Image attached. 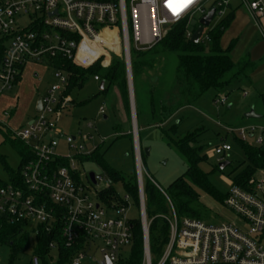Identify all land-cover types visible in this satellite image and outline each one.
Masks as SVG:
<instances>
[{
  "label": "built area",
  "instance_id": "2783aa9c",
  "mask_svg": "<svg viewBox=\"0 0 264 264\" xmlns=\"http://www.w3.org/2000/svg\"><path fill=\"white\" fill-rule=\"evenodd\" d=\"M231 1L192 0L185 7L186 0H0V45L4 47L0 63V99L15 89L28 65L42 64L54 58L88 69L104 58L103 65L107 68L111 55L120 57L126 64L130 88L132 48L149 50L166 37L169 27L184 20L194 24L198 16L200 21L211 10H215L213 21L222 19L227 15ZM240 1L264 33L260 26L264 19V0ZM208 3L212 4L209 10L206 9ZM192 35L189 31L188 38ZM201 41H208L207 33L204 32ZM95 49L98 55L94 57ZM81 51L82 61L79 60ZM56 78L58 84L52 85L40 97L41 111L36 112L25 127L7 128L13 138L28 148L31 158L22 165L20 187L9 183L0 188V231L6 224H23L26 231H35L33 234L37 235L39 226L50 232L53 224L62 220L66 246H82L69 264L93 259L97 241L104 244L99 250L102 254L99 264H115L120 260L119 251L133 243L134 221L127 217L132 199L126 194L124 199L119 197V205L103 202L99 194L113 186L112 180L95 174L94 184L90 174L78 169L79 158L96 150L90 144L94 138L82 133L79 137L69 136L58 128L72 100L64 96L67 74L60 70ZM94 81L101 82V78L95 76ZM214 104L224 106L226 99L216 98ZM100 114H105V108H101ZM4 115L11 117L10 111L5 110ZM87 127L94 129L93 124ZM225 131L244 144L264 148V123L226 128ZM61 140L73 155L58 154ZM232 149L227 139L221 138L213 151L219 164L229 161ZM55 161L67 164L63 166ZM136 166L143 235L141 264H154L150 227L155 218L149 219L147 215L144 168L138 153ZM228 183L230 189L223 205L235 214L237 223L212 225L180 218L165 195L169 210L158 218L168 224L169 235L156 264H264V167L257 169L243 186L235 185L233 180ZM100 185H103L100 191L92 189ZM110 209L113 217L107 212ZM50 249L55 263L57 244L52 243ZM28 264H42V261L31 254Z\"/></svg>",
  "mask_w": 264,
  "mask_h": 264
},
{
  "label": "rangeland",
  "instance_id": "374dc122",
  "mask_svg": "<svg viewBox=\"0 0 264 264\" xmlns=\"http://www.w3.org/2000/svg\"><path fill=\"white\" fill-rule=\"evenodd\" d=\"M239 4H241L240 0H232L234 9L238 8ZM211 7L212 4L208 3L206 9L209 10ZM198 18L199 16L195 19L194 25H197L199 22ZM221 20L223 18L214 20L211 26L206 28L205 33L215 28ZM262 22L263 20L260 21V26L264 32ZM257 29L245 8H239L236 10L234 22L224 34L221 42L222 47L227 48L233 39H239L231 55L235 62L247 57L255 64L258 61V69L256 68L250 74L249 79L245 76L235 77L236 69H234L225 77V80L229 83L224 90L209 92L198 103L182 109L178 115L160 126V128L142 130L141 140L137 126L138 137L136 136V140L138 141L136 142L138 143H135L134 138L132 111L131 121L129 122L120 105L117 92L115 91L106 97L101 92L102 81L96 82L93 77H89L81 89H76L72 93L75 105L65 110L58 124V128L66 135L79 137L80 133H82L83 135H92L94 138L90 144L98 150L101 162L79 163L78 169L86 173V175L95 173L109 177L107 171L104 170L106 166L123 176L126 181H130L137 175V147L140 148V155L142 148L144 152L148 149L149 155L145 153L144 162L140 157L142 167L144 168V183L147 184L148 180L151 179L158 187L167 190L187 170L186 160L171 140L177 141V138L192 133L198 128H203L205 134L202 144L208 146V161L201 165V169L208 174L211 185L221 194L226 195L230 189L228 180H232L239 173L245 171L249 167L250 162L234 138L227 135L225 129H237L250 124L264 123V118L246 119L245 117L251 110H254L255 114L264 115V100L261 98V95L264 94V61H259L264 57V41L260 38ZM263 35L264 33H261L264 39ZM111 57L113 59L116 56L111 55ZM111 61L109 62L110 65ZM105 62L104 58L98 65L106 68L103 65ZM172 62L173 59L167 65L170 69L174 67ZM59 71L55 64L48 63L47 61L42 64L28 65L23 74L22 81L15 86V89L11 93L0 99V122L5 123H0V180L2 182L9 180V171H16L22 160V150L15 142V138H7L9 136L7 128L10 127L17 130L27 125L29 120L36 115V104L39 97L46 94V89L51 88L54 84H58L56 74ZM35 73L40 75L39 78L34 77ZM149 74L154 76V72H149ZM259 75H262V77L260 78ZM138 83L137 81L138 103L145 118L148 103L145 96L141 97L142 88H139L140 83ZM216 98L221 100L226 99V104L224 106H216L214 104V99ZM101 108H105L104 115L100 114ZM5 110L10 111V118L4 115ZM105 116L107 117L106 120L104 119ZM88 124H93L94 129L89 130ZM175 125L178 127V136L174 137L170 134V131ZM130 133L133 135V141L128 136ZM221 138L227 139L228 143L233 147L228 157L231 164L222 171L217 170L219 163L213 153ZM57 152L65 156L73 155V152H71L64 140L60 141ZM83 182L88 184L86 178H83ZM102 187L103 185H100L98 188L94 186L92 189L100 191ZM114 187L119 197L124 199L126 194L122 184H114ZM199 198L202 205L209 210V224L219 225L222 223L238 222L235 214L230 209L224 207L223 203L212 198V196L199 191ZM107 212L109 213V217L114 216V214H111V209ZM127 217L131 221H140L139 208L132 201ZM103 246L104 244L101 241H97L93 248V259H85L81 264H99L102 260V254L99 250ZM132 251L133 243L129 247L121 249L119 251L120 261L127 262L130 260ZM9 256V248L0 247L1 264H9ZM29 258L30 253L20 255L15 264H26ZM158 260L154 257L153 263L156 264Z\"/></svg>",
  "mask_w": 264,
  "mask_h": 264
},
{
  "label": "trees",
  "instance_id": "16d2710c",
  "mask_svg": "<svg viewBox=\"0 0 264 264\" xmlns=\"http://www.w3.org/2000/svg\"><path fill=\"white\" fill-rule=\"evenodd\" d=\"M234 18L233 12L227 14L215 28L207 33L208 41H201L199 44H193L188 38L189 31L194 33L198 24H189L188 20H184L169 27L166 37L153 48L145 51L131 49L136 120L140 140L142 130L160 128L178 115L182 109L198 103L209 92L224 90L229 83L225 77L234 69H236L235 77L245 76L248 79L250 74L256 70V64L248 57L238 62L232 59L231 55L237 46V39L232 40L226 49L221 45L222 38L232 25ZM3 51L4 47L0 45V63L3 60ZM93 54L94 57L98 55V50L95 49ZM81 56H83L82 51L79 56L80 61H82ZM172 59L174 67L170 69L167 65ZM47 62L55 64L59 70L67 74L68 86L64 96H72L74 90L81 89L89 77L99 76L101 81L105 82V88L101 92L108 97L116 91L120 105L128 121H131L127 70L122 58L114 57L108 68H102L97 64L88 69H81L69 61L58 58L49 59ZM149 72H154V76H151ZM137 81L140 83L139 88H142L141 97L145 96L148 103L145 118L138 103ZM168 96L169 98H167ZM261 98L264 100V94L261 95ZM72 105H75L74 100ZM262 117L264 118V115ZM177 125L173 126L170 131L174 137L178 136ZM204 134L205 130L198 128L192 133L177 138V141L170 139L186 160L187 170L167 190L158 187L151 179L148 180L147 184L144 183L147 215L149 219L155 218L150 227V246L151 252L157 260L163 253L169 235L168 224L158 218V216L168 213L169 206L166 196L172 202L180 218H190L206 223H209V210L202 205L199 191L207 193L223 204L227 197V194H221L211 185L208 174L201 169V165L208 161V146L202 144ZM128 136L133 141V135L130 133ZM10 137L12 138V135L9 132L7 138ZM234 140L250 162L245 171L232 179L235 185L243 186L257 169L264 167V148H255L235 138ZM15 142L22 150V160L16 171H9L7 182L0 180V188L9 183L20 187L22 165L31 158L28 148L16 139ZM141 158L144 162L145 152L143 148ZM79 160L81 163L101 162L97 149L89 156L80 157ZM54 163L63 166L65 164L61 161ZM104 170L107 171L113 186L102 190L99 194L100 199L109 205L110 202L119 205L121 202L114 184L121 183L125 194L129 195L132 202L139 207L137 175L130 181H126L123 176L110 168L105 166ZM217 170H220L219 166ZM77 178H79V174ZM21 188L24 189L23 186ZM63 224L62 220H58L53 224L50 232H47L45 227L39 226L37 235L33 234L35 231H26L23 224L4 225L0 231V247L9 248V264H15L20 255L28 253L30 256L31 254L39 256L42 264H52L54 262L50 249L52 243L57 244L58 247V259L53 264H69L71 258L82 246L72 248L66 246L62 237ZM133 234L131 259L127 262L119 260L118 264L142 263L143 235L140 221H134Z\"/></svg>",
  "mask_w": 264,
  "mask_h": 264
},
{
  "label": "water",
  "instance_id": "95a60500",
  "mask_svg": "<svg viewBox=\"0 0 264 264\" xmlns=\"http://www.w3.org/2000/svg\"><path fill=\"white\" fill-rule=\"evenodd\" d=\"M56 13V12H55ZM215 16V10H211L206 16H204L200 21L197 29L193 33L191 37V42L193 44H199L201 42V38L206 30V28H209L213 22ZM129 83H130V88H129V95H130V106H131V111H132V122H133V128H134V138H135V143H136V136L138 137L137 133V120H136V108H135V99H134V89H133V79H132V73L130 71L129 73ZM105 82H102L101 88H104ZM42 107V100L41 98L38 99L37 105H36V112H40ZM246 119H261L262 116L255 114L254 110H251L250 113H248L246 116ZM104 119L106 120L107 117L105 116ZM146 155H149V150H145ZM139 154H140V148H139ZM141 157V155H139ZM230 162L226 161L221 164H219L220 170H224L228 166H230ZM90 180L92 183L95 184V173H90ZM108 264H111V262H108Z\"/></svg>",
  "mask_w": 264,
  "mask_h": 264
},
{
  "label": "crops",
  "instance_id": "0c3cea01",
  "mask_svg": "<svg viewBox=\"0 0 264 264\" xmlns=\"http://www.w3.org/2000/svg\"><path fill=\"white\" fill-rule=\"evenodd\" d=\"M238 8H236V9H234V7L232 6V1H231V5H230V8H229V10H228V12L230 13V12H233L234 13V16H236V10H238L239 8H242L243 6L241 5V4H239V6H237ZM244 8V7H243ZM246 10V9H245ZM247 11V10H246ZM248 12V11H247ZM249 14V13H248ZM235 19V18H234ZM234 22V21H233ZM263 25H264V19H263ZM257 27V26H256ZM258 28V27H257ZM262 28V27H261ZM263 30H264V28H263ZM257 31H258V34H259V36H260V38L264 41V39L262 38V36H261V30H259V29H257ZM237 40H239L238 38H236ZM233 40H235V39H233ZM230 44V43H229ZM224 49H226V48H224ZM260 62H262V61H264V57L262 58V59H260L259 60ZM253 62V61H252ZM259 62V63H260ZM258 65V61L256 62V66ZM257 69H258V66L256 67ZM26 69V68H25ZM25 69H24V72H25ZM24 72H23V74H24ZM39 74L38 73H35L34 74V77H36V78H39ZM260 76V75H259ZM264 76V75H263ZM262 77V75L260 76V78ZM22 78H23V75H22V77L20 78V81H19V83L22 81ZM260 81H262V80H260ZM18 83V84H19ZM105 88V87H104ZM48 91V89H46V91H45V93ZM70 98H71V102L69 103V105H68V107H67V109L68 108H70V107H72V106H74V105H72V102H73V99H72V96H69ZM40 98V97H39ZM38 101V100H37ZM37 105V104H36ZM257 114V113H256ZM258 115H260V116H262L261 114H258ZM263 117H261V119H262ZM31 120H29V122H30Z\"/></svg>",
  "mask_w": 264,
  "mask_h": 264
},
{
  "label": "snow or ice",
  "instance_id": "6c2138e0",
  "mask_svg": "<svg viewBox=\"0 0 264 264\" xmlns=\"http://www.w3.org/2000/svg\"><path fill=\"white\" fill-rule=\"evenodd\" d=\"M192 2V0H186V2H185V7L187 6V4H189V3H191Z\"/></svg>",
  "mask_w": 264,
  "mask_h": 264
},
{
  "label": "bare ground",
  "instance_id": "6f19581e",
  "mask_svg": "<svg viewBox=\"0 0 264 264\" xmlns=\"http://www.w3.org/2000/svg\"><path fill=\"white\" fill-rule=\"evenodd\" d=\"M137 141H138V140H137ZM136 143H138V142H136ZM137 149H138V155H140V154H139V147H137ZM139 157H140V156H139Z\"/></svg>",
  "mask_w": 264,
  "mask_h": 264
}]
</instances>
